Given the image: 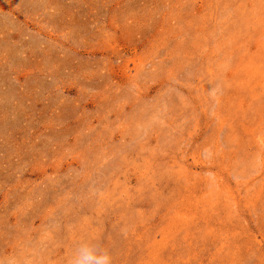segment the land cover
I'll use <instances>...</instances> for the list:
<instances>
[{
    "label": "rangeland",
    "instance_id": "374dc122",
    "mask_svg": "<svg viewBox=\"0 0 264 264\" xmlns=\"http://www.w3.org/2000/svg\"><path fill=\"white\" fill-rule=\"evenodd\" d=\"M264 264V0H0V264Z\"/></svg>",
    "mask_w": 264,
    "mask_h": 264
},
{
    "label": "clouds",
    "instance_id": "9594fccd",
    "mask_svg": "<svg viewBox=\"0 0 264 264\" xmlns=\"http://www.w3.org/2000/svg\"><path fill=\"white\" fill-rule=\"evenodd\" d=\"M69 264H113V257L99 244L81 242L74 248Z\"/></svg>",
    "mask_w": 264,
    "mask_h": 264
}]
</instances>
